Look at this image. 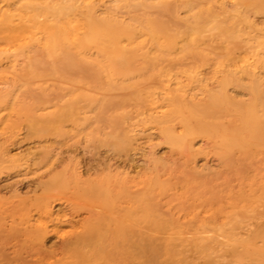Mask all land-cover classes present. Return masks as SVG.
Instances as JSON below:
<instances>
[{
  "label": "rangeland",
  "instance_id": "1",
  "mask_svg": "<svg viewBox=\"0 0 264 264\" xmlns=\"http://www.w3.org/2000/svg\"><path fill=\"white\" fill-rule=\"evenodd\" d=\"M63 7L100 24L84 50ZM0 14V264H264V0ZM167 83L186 105L150 109Z\"/></svg>",
  "mask_w": 264,
  "mask_h": 264
},
{
  "label": "bare ground",
  "instance_id": "2",
  "mask_svg": "<svg viewBox=\"0 0 264 264\" xmlns=\"http://www.w3.org/2000/svg\"><path fill=\"white\" fill-rule=\"evenodd\" d=\"M221 3V2H220ZM231 4V3H230ZM221 5V4H220ZM226 6V5H225ZM41 8V7H40ZM228 10V9H227ZM26 12V11H24ZM27 14V13H26ZM52 14V13H51ZM0 26L2 24V22L4 21L3 18V14H0ZM59 15L63 18V23L60 25L59 27V33H55L54 35L56 37H58L59 35L63 37V39L65 41H67L68 43L71 44H76L79 50H84V44L91 42L94 38V36L96 35V33H98V28H99V23L97 20H95L94 18H90L86 23H81L79 20H77V18H75V16L72 14V12L66 10V8H61ZM225 17V16H224ZM51 18V17H50ZM150 19V18H149ZM39 21V20H38ZM145 21V20H144ZM228 21V20H227ZM151 22V21H150ZM154 22V21H153ZM130 23V22H129ZM256 24V23H255ZM254 24V25H255ZM30 25V24H29ZM28 25V29L29 26ZM81 25V26H80ZM247 25V24H246ZM2 27V26H1ZM0 27V28H1ZM85 27V30H83L82 28ZM149 30V27H148ZM27 31V30H26ZM29 33V32H27ZM148 33V32H147ZM3 34L4 35V31L0 30V35ZM158 34V33H157ZM163 34V33H162ZM20 41V40H19ZM135 41V40H134ZM145 41V40H144ZM213 41V40H212ZM216 41V40H215ZM231 41V40H230ZM143 42V41H142ZM147 42V41H146ZM46 44H48L45 41ZM144 43V42H143ZM224 43V42H223ZM135 44V43H134ZM144 45V44H143ZM4 57V56H3ZM14 58V56H13ZM18 58V57H17ZM21 58V57H19ZM105 68H106V72H107V78H108V84L110 85V87H116L118 85V80L116 77V70L114 68V64L110 63V62H105ZM244 64L249 65L254 71L256 70L257 66L255 65L254 62L249 60V57H246L244 59ZM208 67V66H207ZM209 68V67H208ZM156 73V72H155ZM189 75V74H187ZM194 75V74H193ZM191 76V74H190ZM222 83V82H221ZM178 93L174 96L172 90L169 88V84H166L165 87V94L166 97L169 99L167 102L164 101H160V99L158 98V96L154 95L153 93L148 94V97L146 99L147 104L149 105L150 109H153L155 111H164L166 110L168 107L173 106L176 110H181V108L184 107V105H186V99H185V92H183L182 89H178L177 90ZM192 116V115H191ZM192 118V117H191ZM193 121V118L191 119ZM196 120V119H195ZM198 120V118H197ZM191 121V122H192ZM193 125L195 126L196 124H199L193 121ZM9 125V124H8ZM7 125V126H8ZM197 127V126H196ZM140 131V130H139ZM187 134V133H186ZM131 137V136H130ZM180 142V141H179ZM185 142V141H184ZM182 144V143H181ZM186 144V143H185ZM184 145V144H183ZM185 146V145H184ZM189 146V145H188ZM190 147V146H189ZM188 147V148H189ZM191 148V147H190ZM236 148V147H234ZM247 169V168H245ZM122 174V173H121ZM133 179V177H132ZM94 187V186H93ZM98 190V189H97ZM122 191V190H121ZM141 191V190H140ZM48 196V195H47ZM103 196V195H102ZM145 199V198H144ZM116 200V199H113ZM114 203V202H113ZM263 204V203H262ZM46 213L49 214V216L51 215L50 209H46ZM41 227L46 228V224L44 222H40L39 223ZM260 233L264 235V224H262L260 226ZM58 234V233H57ZM60 234V233H59ZM62 235V233H61ZM49 260V259H48ZM47 260V261H48ZM50 262V261H49Z\"/></svg>",
  "mask_w": 264,
  "mask_h": 264
}]
</instances>
